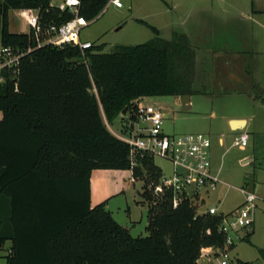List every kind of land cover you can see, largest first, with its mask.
Listing matches in <instances>:
<instances>
[{
  "label": "trees",
  "instance_id": "16d2710c",
  "mask_svg": "<svg viewBox=\"0 0 264 264\" xmlns=\"http://www.w3.org/2000/svg\"><path fill=\"white\" fill-rule=\"evenodd\" d=\"M51 0H0V41L27 50L16 73L0 83V247L11 241L6 264H199L207 246H222V216L200 213L205 199L159 192L163 172L150 154L137 155L109 128L119 116L136 118L151 96L191 95L195 52L186 34L155 36L136 45L37 47L31 32L13 33L12 10L39 11L43 26L71 19ZM109 0H82L80 14L96 18ZM254 91V90H253ZM264 101V93H253ZM123 115L122 112L126 109ZM95 169L133 172L148 205V235L134 237L106 208L91 204ZM264 260V249L260 248ZM242 264H249L242 262Z\"/></svg>",
  "mask_w": 264,
  "mask_h": 264
},
{
  "label": "rangeland",
  "instance_id": "374dc122",
  "mask_svg": "<svg viewBox=\"0 0 264 264\" xmlns=\"http://www.w3.org/2000/svg\"><path fill=\"white\" fill-rule=\"evenodd\" d=\"M121 1L122 7L108 2L103 11L81 29V39L103 44V51L107 53L114 52L119 45L148 42L155 33L139 20L157 27L166 39H170L174 32L188 36L195 52L194 61L187 66L191 107L184 109L182 96L176 95L151 96L147 101L164 113V134L204 133L212 140L211 151L215 148L217 152L213 159L211 155L212 168L225 183L204 196L205 203L200 211L217 206L220 211L228 212L239 206L244 198L241 187L259 196L254 233L248 240L236 242L229 264H242V261L264 264L259 251L264 249V101L253 94L254 91L264 93V30L258 27L259 23L264 24V13L227 16L235 0ZM257 3L255 9L264 7V0H257ZM8 23L13 33L29 30L18 10L9 12ZM247 24L255 28V47L249 50L251 52L238 54L241 49L239 29ZM238 56L241 59L232 60ZM245 71L249 74L248 82H257L260 87L252 86L253 91L240 84L238 79H246ZM230 115L249 118V126L245 131L231 130L230 121H227ZM110 127L115 131L121 130L122 119L116 118ZM243 132L247 134L249 143L245 150L233 143ZM221 136L224 139L222 145L218 142ZM247 154L253 159L243 164L242 158ZM154 161L163 174L172 173L170 161L159 156H155ZM130 171L123 172V188L107 201L106 208L120 224L130 228L134 237L147 236L148 205L141 202L142 182L133 181ZM241 233L244 234V230ZM10 248L11 241L0 247V264L7 263Z\"/></svg>",
  "mask_w": 264,
  "mask_h": 264
},
{
  "label": "built area",
  "instance_id": "2783aa9c",
  "mask_svg": "<svg viewBox=\"0 0 264 264\" xmlns=\"http://www.w3.org/2000/svg\"><path fill=\"white\" fill-rule=\"evenodd\" d=\"M109 3L122 7L121 0H109ZM52 8L60 12H68L71 19L63 24L51 23L43 26L39 11L33 8L18 9L20 17L29 26L27 32L34 34L37 47L47 44L55 46L78 45L83 51L94 45V42L83 41L81 29L90 23L80 14L82 0H51ZM4 45L0 41V83L6 80L4 71L16 73V68L23 56L30 52ZM136 118L124 115L121 130H110L130 146L132 164L135 165L137 155L150 154L170 161L173 171L170 175L163 174L156 190H173V205L177 207L183 196L204 198L209 192L216 191L219 185L225 183L212 170L211 147L212 140L204 133H190L179 136H169L163 133L164 113L144 99L135 105ZM239 147L248 143L246 133L236 137L234 142ZM191 187V189H189ZM244 195L243 203L231 212H223L217 206H210L206 211L210 215L222 216L219 231L224 236L222 246H207L201 251L199 264H229L231 252L240 239L242 230L250 232L255 221L259 196L241 187ZM221 195V194H220ZM205 199V198H204Z\"/></svg>",
  "mask_w": 264,
  "mask_h": 264
},
{
  "label": "crops",
  "instance_id": "0c3cea01",
  "mask_svg": "<svg viewBox=\"0 0 264 264\" xmlns=\"http://www.w3.org/2000/svg\"><path fill=\"white\" fill-rule=\"evenodd\" d=\"M257 0H235V2L231 5V11L230 14H228L227 16H255L253 12H258V13H264V7L260 8L258 7V9H255V6L257 5ZM187 9V8H186ZM187 10H185L183 13H186ZM257 15H262V14H257ZM253 19V18H252ZM254 20V19H253ZM260 25L258 26L260 29L264 30V24L259 23ZM254 31L255 28L254 26H251L250 24H247V26H245L242 29H239V34L241 35L240 38L241 40L240 42V52L238 54H242L241 52L245 53V52H251L249 51L250 49L252 50L255 45H254V41H255V35H254ZM245 33V36H244ZM250 38V39H249ZM263 39V38H262ZM241 56L235 57L234 59H241ZM241 73V72H240ZM242 74V73H241ZM243 74H245L246 79L243 77V79H238V81L240 82V84H242L243 86L247 87L248 89L253 90L254 88L252 86H255L256 89L257 87H260L259 83H250L248 82V73L247 71L243 72ZM232 80L236 81L235 77L232 76ZM251 84V85H250ZM253 88V89H252ZM262 92V91H261ZM263 93V92H262ZM255 97V95H254ZM256 98V97H255ZM123 120L125 119V117L119 116ZM234 119H244L245 120V125L240 128V130H246V128L249 126V118L245 117V116H240V115H230L228 117L227 121H232ZM231 130L236 131V129L231 127ZM239 130V129H237ZM245 133V132H243ZM219 144L222 145L224 143V139L223 137H219L218 139ZM249 143H247V145L245 147H240L242 150H245L246 147L248 146ZM213 147V146H212ZM211 147V148H212ZM211 155H212V159L213 156L216 157L217 152L214 149H212L211 151ZM252 157L249 156L248 154L245 155L242 158V163H247L249 161H252ZM213 167V166H212ZM213 170V168H212ZM125 171H130V170H122V169H95L92 171L91 174V179H90V188H91V204L93 206L101 203V202H106L107 201L118 195L121 190H122V183H121V179L123 177V172ZM133 175V172L130 171ZM213 173L214 170H213ZM133 181H136L134 176H133ZM244 198L241 200V202L238 204L239 206L243 203ZM143 205L145 206V204L143 203ZM238 206H235L233 209H231L228 212L233 211L234 209H236ZM259 207V206H258ZM227 212V213H228ZM130 229V228H129ZM255 230V221H254V225L253 228L250 232H247L246 230H244V234L241 233L240 234V240L242 239H246L248 240L250 238L251 233H254ZM236 246V244H235ZM235 246L233 248H235ZM244 262V261H242Z\"/></svg>",
  "mask_w": 264,
  "mask_h": 264
},
{
  "label": "water",
  "instance_id": "95a60500",
  "mask_svg": "<svg viewBox=\"0 0 264 264\" xmlns=\"http://www.w3.org/2000/svg\"><path fill=\"white\" fill-rule=\"evenodd\" d=\"M182 99V103H183V106H184V109H189L191 107L190 105V95H183L181 97ZM127 109L126 108L122 114H125L127 112ZM231 124V127L234 128V129H240L242 128L244 125H245V120L244 119H234L230 122Z\"/></svg>",
  "mask_w": 264,
  "mask_h": 264
}]
</instances>
